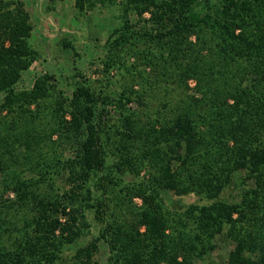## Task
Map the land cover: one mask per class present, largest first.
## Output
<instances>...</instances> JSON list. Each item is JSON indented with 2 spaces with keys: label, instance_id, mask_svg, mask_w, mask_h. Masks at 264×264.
Here are the masks:
<instances>
[{
  "label": "trees",
  "instance_id": "1",
  "mask_svg": "<svg viewBox=\"0 0 264 264\" xmlns=\"http://www.w3.org/2000/svg\"><path fill=\"white\" fill-rule=\"evenodd\" d=\"M75 7L115 12L103 63L128 70L134 57L132 82L67 95L45 73L19 90L35 24L23 0H0V264H98L104 243L108 264H196L218 236L233 245L228 264H264V0ZM171 192L199 201L176 209ZM87 211L99 233L67 258Z\"/></svg>",
  "mask_w": 264,
  "mask_h": 264
},
{
  "label": "rangeland",
  "instance_id": "2",
  "mask_svg": "<svg viewBox=\"0 0 264 264\" xmlns=\"http://www.w3.org/2000/svg\"><path fill=\"white\" fill-rule=\"evenodd\" d=\"M26 9L32 16L35 28L32 33L31 42L38 53L37 59L23 72L17 85L19 90L33 87L36 78L45 73L55 76L59 87L65 94L71 95L78 83L86 84L97 94L103 92L117 93L121 86L132 82L134 57L126 55L122 60L128 65V70L124 67L114 66L106 68L103 60L106 58V40L111 31L120 25V19L114 17V13L105 9H95L93 11L78 12L75 7V0H23ZM70 42V45H64ZM127 60V61H126ZM149 71V68L147 69ZM195 80H190L193 86ZM162 94H158L160 98ZM159 98L152 100L157 103ZM2 96H0V102ZM132 108H137V103H130ZM103 109L102 104L99 106ZM102 111L108 113L111 123L119 116V109L116 104H109ZM68 156H72L69 151ZM111 162V161H110ZM100 173L95 177L98 179ZM245 176L244 171H239L234 177L236 184H240ZM127 181L134 180V177L127 174ZM238 191L228 190L226 195L233 201L236 200ZM168 204L178 209L190 203L198 202L199 199L194 194L167 195ZM136 203L141 204V199L136 198ZM87 219L90 228L85 236L78 241V244L65 248L67 258L74 252L77 246L85 244L96 237L99 233V225L94 220L93 213L87 211ZM218 247L205 260L197 259L196 264H228L229 252L233 245L227 240L217 237ZM109 250L101 244L96 256L98 264H108Z\"/></svg>",
  "mask_w": 264,
  "mask_h": 264
}]
</instances>
